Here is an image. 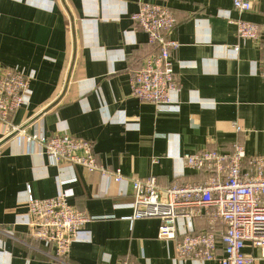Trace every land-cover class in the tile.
<instances>
[{"label": "crops", "instance_id": "obj_1", "mask_svg": "<svg viewBox=\"0 0 264 264\" xmlns=\"http://www.w3.org/2000/svg\"><path fill=\"white\" fill-rule=\"evenodd\" d=\"M142 2L176 16L177 110L159 111L133 94L135 69L157 51L132 17ZM253 2L240 15L234 0H0V62L32 76L29 103L9 122L32 135L90 140L99 165L125 175L115 182L78 164L54 165L18 132L0 147V264H59L51 257L55 245L36 242L26 224L30 193L50 197L57 187L91 218L71 246L73 264H219L175 259L191 220L178 218L171 240L159 237V218L131 219L128 178L154 175L162 187L202 182L180 158L230 152L234 143L248 158L264 156V0ZM228 15L259 24L261 39L241 40ZM12 132L0 121V140ZM192 225L208 229L203 218ZM244 252L260 255L250 242Z\"/></svg>", "mask_w": 264, "mask_h": 264}, {"label": "built area", "instance_id": "obj_2", "mask_svg": "<svg viewBox=\"0 0 264 264\" xmlns=\"http://www.w3.org/2000/svg\"><path fill=\"white\" fill-rule=\"evenodd\" d=\"M253 6V0H234V8L240 15L251 11ZM132 17L147 33L149 43L157 46V51L135 69L133 94L155 104L159 111L177 110L179 105L172 93L180 91V84L173 53L180 43L171 36L176 16L167 6L142 2ZM226 18L237 26L241 40L261 39L259 24L243 18L232 19L229 15ZM233 49L238 50L239 46ZM31 82V75L0 62V121L12 131L18 130L29 144H39L54 165L67 161L90 171L99 170L115 182L125 179L121 169L107 170L99 165L90 140L60 133L32 135L9 122L13 112L29 103ZM236 129L241 131L240 126ZM180 159L184 168L203 174V181L175 180L162 187L154 175L133 174L128 178L133 190V201L129 204L133 209L131 219L159 218V237L171 240L177 237V219L191 220L190 227L177 241L175 259L180 262L193 259L254 264L264 259V156L248 158L244 146L234 143L230 152L206 149L184 154ZM57 189V194L45 198L30 193L26 224L36 242L55 245L56 254L51 256L54 261L73 264L69 260L71 246L91 218L70 204L71 192ZM195 218L205 219L208 229L196 232L192 225ZM248 242L260 250L259 256L244 252ZM122 264L135 262L126 258Z\"/></svg>", "mask_w": 264, "mask_h": 264}, {"label": "water", "instance_id": "obj_3", "mask_svg": "<svg viewBox=\"0 0 264 264\" xmlns=\"http://www.w3.org/2000/svg\"><path fill=\"white\" fill-rule=\"evenodd\" d=\"M18 134V130L13 131L11 134H9L8 136L4 137L3 139L0 140V147L5 144L6 142H8L9 140H11L14 136H16Z\"/></svg>", "mask_w": 264, "mask_h": 264}, {"label": "bare ground", "instance_id": "obj_4", "mask_svg": "<svg viewBox=\"0 0 264 264\" xmlns=\"http://www.w3.org/2000/svg\"><path fill=\"white\" fill-rule=\"evenodd\" d=\"M19 132V131H18Z\"/></svg>", "mask_w": 264, "mask_h": 264}]
</instances>
